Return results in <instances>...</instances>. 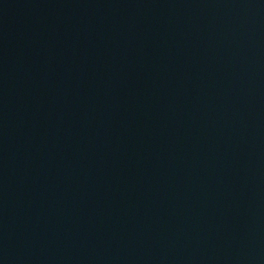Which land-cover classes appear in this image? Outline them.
<instances>
[{
    "label": "water",
    "instance_id": "95a60500",
    "mask_svg": "<svg viewBox=\"0 0 264 264\" xmlns=\"http://www.w3.org/2000/svg\"><path fill=\"white\" fill-rule=\"evenodd\" d=\"M0 264H264V0H0Z\"/></svg>",
    "mask_w": 264,
    "mask_h": 264
}]
</instances>
